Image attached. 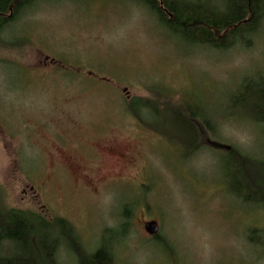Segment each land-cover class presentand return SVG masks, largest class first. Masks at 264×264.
<instances>
[{"label":"rangeland","instance_id":"rangeland-1","mask_svg":"<svg viewBox=\"0 0 264 264\" xmlns=\"http://www.w3.org/2000/svg\"><path fill=\"white\" fill-rule=\"evenodd\" d=\"M259 78L264 18L250 46L215 49L134 0L34 1L0 34V208L65 219L114 264H264L248 239L264 207L236 197L222 170L231 149L264 160L238 91ZM199 112L210 127L198 130ZM56 262L77 264L72 248Z\"/></svg>","mask_w":264,"mask_h":264},{"label":"trees","instance_id":"trees-1","mask_svg":"<svg viewBox=\"0 0 264 264\" xmlns=\"http://www.w3.org/2000/svg\"><path fill=\"white\" fill-rule=\"evenodd\" d=\"M36 0H0V34L6 23ZM154 13L168 28L189 42L215 49H229L235 44L250 46L251 38L264 18V0H134ZM208 2V4H207ZM238 91L252 101L250 117L261 124L264 132V79L244 80ZM142 107L151 103L142 101ZM131 108L132 102L129 103ZM131 110V109H130ZM134 114L136 110L132 109ZM198 113V130L208 120ZM194 117L186 118L194 126ZM210 127V126H209ZM186 153L197 148L193 138L183 141ZM194 149V150H195ZM222 170L229 189L236 197L264 207V160L252 159L235 149L223 155ZM249 241L264 248V230L250 228ZM64 243L72 248L77 264H114L108 245L93 252L77 243L74 228L62 218L47 219L40 213L16 208H0V264H57L56 251Z\"/></svg>","mask_w":264,"mask_h":264},{"label":"water","instance_id":"water-1","mask_svg":"<svg viewBox=\"0 0 264 264\" xmlns=\"http://www.w3.org/2000/svg\"><path fill=\"white\" fill-rule=\"evenodd\" d=\"M144 229L148 234L155 235L159 230V226L155 221H148L145 223Z\"/></svg>","mask_w":264,"mask_h":264}]
</instances>
